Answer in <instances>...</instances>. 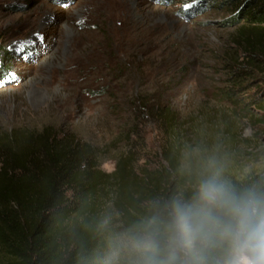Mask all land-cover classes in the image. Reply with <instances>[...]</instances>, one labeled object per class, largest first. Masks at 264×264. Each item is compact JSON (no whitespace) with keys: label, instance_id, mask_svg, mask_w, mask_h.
<instances>
[{"label":"rangeland","instance_id":"1","mask_svg":"<svg viewBox=\"0 0 264 264\" xmlns=\"http://www.w3.org/2000/svg\"><path fill=\"white\" fill-rule=\"evenodd\" d=\"M213 2L0 0V59L10 75L0 79V126H51L109 146L102 168L112 171L116 150L136 124L139 96L172 107L189 143H214L221 135L215 125L230 113L238 129L225 139L228 153L241 173L261 171L264 125L254 120L262 112L249 104L264 100V74L241 83L231 78L237 10ZM138 124L141 136L132 137L144 140L140 154L157 162L167 135L152 116ZM209 151L193 153L210 162Z\"/></svg>","mask_w":264,"mask_h":264},{"label":"trees","instance_id":"2","mask_svg":"<svg viewBox=\"0 0 264 264\" xmlns=\"http://www.w3.org/2000/svg\"><path fill=\"white\" fill-rule=\"evenodd\" d=\"M224 2L237 10L231 21L240 23L234 33L239 52L229 66L231 78L241 83L264 74V0ZM5 76L10 75L2 56L0 79ZM232 91L227 88L224 95ZM135 103L136 124L125 133L124 147L116 150L112 171L102 168L109 146L51 126H0V264H109L123 234L154 216L166 222L173 201H191L200 181L217 172L237 190L254 189L264 196V169L241 173L228 153V141L224 144L237 137L238 122L230 113L215 125L221 135L205 145L182 139L189 130L172 107L139 96ZM252 103L262 112L254 121L264 125V100ZM150 116L167 135L157 162L144 160L148 155L140 154L138 144L143 138L132 137L139 135L138 123ZM196 148L210 149V162L193 153ZM161 239L163 256L166 233ZM182 261L179 256L175 264ZM113 264H130L128 255L121 252Z\"/></svg>","mask_w":264,"mask_h":264},{"label":"clouds","instance_id":"3","mask_svg":"<svg viewBox=\"0 0 264 264\" xmlns=\"http://www.w3.org/2000/svg\"><path fill=\"white\" fill-rule=\"evenodd\" d=\"M121 252L130 264H175L179 256L182 264H264V196L237 190L214 173L200 181L191 201L172 202L166 222L154 216L123 234L109 264Z\"/></svg>","mask_w":264,"mask_h":264}]
</instances>
